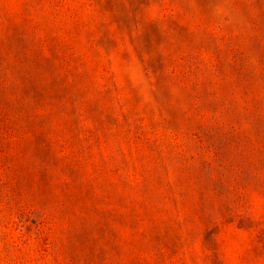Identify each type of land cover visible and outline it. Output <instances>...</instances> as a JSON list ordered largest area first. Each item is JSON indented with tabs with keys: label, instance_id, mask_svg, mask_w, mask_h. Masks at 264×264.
Wrapping results in <instances>:
<instances>
[{
	"label": "rangeland",
	"instance_id": "1",
	"mask_svg": "<svg viewBox=\"0 0 264 264\" xmlns=\"http://www.w3.org/2000/svg\"><path fill=\"white\" fill-rule=\"evenodd\" d=\"M0 264H264V0H0Z\"/></svg>",
	"mask_w": 264,
	"mask_h": 264
}]
</instances>
